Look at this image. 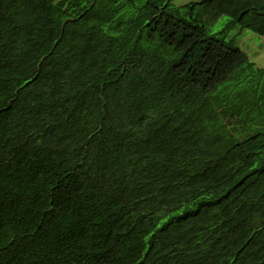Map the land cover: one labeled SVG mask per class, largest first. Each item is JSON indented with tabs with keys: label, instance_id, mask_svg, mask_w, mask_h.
I'll use <instances>...</instances> for the list:
<instances>
[{
	"label": "trees",
	"instance_id": "1",
	"mask_svg": "<svg viewBox=\"0 0 264 264\" xmlns=\"http://www.w3.org/2000/svg\"><path fill=\"white\" fill-rule=\"evenodd\" d=\"M172 1L0 0V264H264V0Z\"/></svg>",
	"mask_w": 264,
	"mask_h": 264
},
{
	"label": "rangeland",
	"instance_id": "2",
	"mask_svg": "<svg viewBox=\"0 0 264 264\" xmlns=\"http://www.w3.org/2000/svg\"><path fill=\"white\" fill-rule=\"evenodd\" d=\"M200 0H173L172 4L174 6H182L191 2H198ZM227 18L222 16L219 18L212 26V32L220 31ZM228 36L234 38L236 45L248 56V58L253 62L256 67L264 66V39L250 31H239L235 29L231 31Z\"/></svg>",
	"mask_w": 264,
	"mask_h": 264
}]
</instances>
